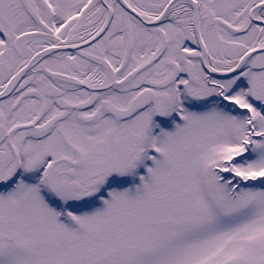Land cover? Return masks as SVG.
I'll use <instances>...</instances> for the list:
<instances>
[{
  "label": "snow or ice",
  "instance_id": "obj_1",
  "mask_svg": "<svg viewBox=\"0 0 264 264\" xmlns=\"http://www.w3.org/2000/svg\"><path fill=\"white\" fill-rule=\"evenodd\" d=\"M0 264H264V0H0Z\"/></svg>",
  "mask_w": 264,
  "mask_h": 264
}]
</instances>
